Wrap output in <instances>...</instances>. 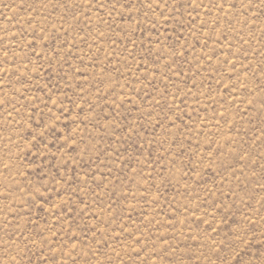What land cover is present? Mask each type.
I'll list each match as a JSON object with an SVG mask.
<instances>
[{"label": "rangeland", "instance_id": "obj_1", "mask_svg": "<svg viewBox=\"0 0 264 264\" xmlns=\"http://www.w3.org/2000/svg\"><path fill=\"white\" fill-rule=\"evenodd\" d=\"M0 264H264V0H0Z\"/></svg>", "mask_w": 264, "mask_h": 264}]
</instances>
